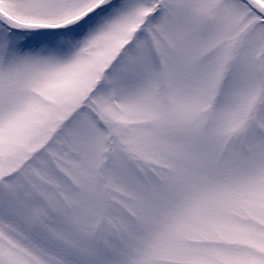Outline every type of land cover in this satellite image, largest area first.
Masks as SVG:
<instances>
[{"label": "snow or ice", "instance_id": "obj_1", "mask_svg": "<svg viewBox=\"0 0 264 264\" xmlns=\"http://www.w3.org/2000/svg\"><path fill=\"white\" fill-rule=\"evenodd\" d=\"M0 264H264V0H0Z\"/></svg>", "mask_w": 264, "mask_h": 264}]
</instances>
